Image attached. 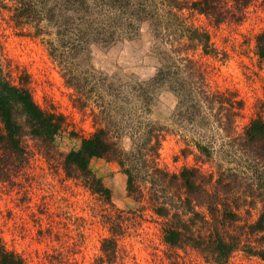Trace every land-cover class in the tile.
<instances>
[{"label":"rangeland","instance_id":"1","mask_svg":"<svg viewBox=\"0 0 264 264\" xmlns=\"http://www.w3.org/2000/svg\"><path fill=\"white\" fill-rule=\"evenodd\" d=\"M6 2L7 7L0 5L1 62L13 78L28 81L38 104L62 114L65 124L49 148L27 137L25 159L1 166L0 241L28 264H99L103 239L111 236L118 240L117 256L104 264H220L209 252L165 241L166 219L155 212L151 186L160 196L171 197L180 190L169 185L162 172L179 173L186 166L207 173L224 171L232 194L240 197L235 201L240 206L238 224L258 218L264 165H255L258 160L241 137L250 120L264 112V60L255 50L256 35L264 31V0H250L243 18L220 24L185 10L195 26L210 31L218 51L215 56L201 49L189 52L202 63L210 90L223 94L209 99L201 93L177 96L170 85L153 80L162 51L171 48L163 29L153 36L143 28L138 39L99 40L83 49L77 45L83 35L79 15L71 16L67 0H37L40 7L46 4L43 13L54 21L25 26L14 20L12 1ZM56 24L76 29V35H62L67 56L61 63L49 49V41L60 44ZM70 70L80 79L76 86L69 80ZM223 97L243 102L231 120L226 110H220ZM225 123L228 133L221 127ZM98 126H106L131 158L144 196L129 194L127 175L113 160L90 162L92 172L111 191L109 201L83 179L65 174V154L78 149L82 137ZM159 128L164 135L156 149ZM198 144L209 153L201 152ZM198 210L208 212L207 207ZM224 264H264V260L239 249Z\"/></svg>","mask_w":264,"mask_h":264},{"label":"trees","instance_id":"2","mask_svg":"<svg viewBox=\"0 0 264 264\" xmlns=\"http://www.w3.org/2000/svg\"><path fill=\"white\" fill-rule=\"evenodd\" d=\"M6 1L0 0V5L7 7ZM11 1L12 5L9 7L12 9V16L22 26L35 25V23L40 25L44 19L54 21L46 17L47 13H43L46 4L40 7L37 0ZM67 1L70 3L71 16L76 13L79 15L78 27L83 35L81 33L82 38L77 45L83 49L99 40L138 39L143 33V28H147L153 36L163 29L165 31L163 39L171 45V48L162 51L161 64L153 80L158 82V85L167 87L170 85L177 96H197L201 93L205 99L223 94L210 90L202 63L189 52L201 49L205 55L215 56L218 51L210 31L195 26L185 16V10L198 11L208 16L214 24H220L231 19L240 20L246 15V9L250 4V0ZM38 25L37 28L40 29ZM56 25L60 44L49 41V49L51 56L61 63L67 56L65 45L62 43L66 39L62 35L67 32L76 35V29L73 32L68 28L64 29L62 24ZM39 31L41 30H37V33ZM255 50L259 58L264 60V31L256 35ZM68 73L71 84L78 85L80 80L78 74L72 70ZM73 79L77 81L75 84L71 81ZM219 102L221 103V109H219L226 110V116L230 120L232 117L235 118L243 107L241 100L233 98L223 97ZM225 103H228V107L224 105ZM64 124V116L55 111L43 109L35 100L28 81H25L22 76L18 80L16 77L13 78L11 73L5 70L0 57V171L3 169L1 168L3 164H11L13 159H25L27 137L35 140L39 147L49 148ZM227 126V123L221 125L228 133L230 127ZM161 129L159 128L155 136L156 149L159 148L164 135V130ZM241 138L248 146L247 149L249 148L257 158L258 163L255 165L257 167L260 164L264 165V112L259 111L257 116L250 120ZM198 149L201 152H208L207 147L202 144H198ZM46 151L48 152V149ZM93 158L116 161L127 175L129 194L135 195V198L145 195V191L136 183V173L132 169L131 158L119 146L106 126H98L90 136H83L80 147L65 154L63 169L67 176L83 179L93 192L101 193L109 201L110 189L90 168ZM146 159L144 158L145 161ZM156 170L162 172L159 168ZM162 174L166 179L168 178L169 185L180 190L178 194L171 197L169 195L172 194L169 193L160 196L158 188L151 186L150 195L155 205V212L166 219L163 233L168 244L177 247L190 245L203 253L209 252L213 261L220 264H224L239 249L264 260L263 193L258 200L262 203L258 218L238 224L240 206L236 205L235 201H239L240 197L232 194L234 188L224 171L207 173L194 166H186L179 173L162 172ZM262 187L264 188L263 185ZM252 201H256L255 198ZM199 207H207L208 212L198 210ZM248 213L251 214L252 211L248 210ZM184 230H187V233ZM244 237H246L245 240ZM117 248V238L105 237L99 264L111 262L117 256ZM0 264L28 263L17 252L8 250L0 241Z\"/></svg>","mask_w":264,"mask_h":264}]
</instances>
